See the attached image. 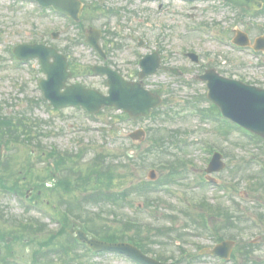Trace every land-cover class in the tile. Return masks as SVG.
Here are the masks:
<instances>
[{"label": "rangeland", "instance_id": "obj_1", "mask_svg": "<svg viewBox=\"0 0 264 264\" xmlns=\"http://www.w3.org/2000/svg\"><path fill=\"white\" fill-rule=\"evenodd\" d=\"M163 4V9L158 10L157 4L140 1L128 4L119 2V4H112L114 6L112 8L118 9L120 13L118 15H113L106 20L102 11L99 10L89 12L86 20L84 19L85 27L104 28L108 23V30L116 34L114 37H118L116 40L124 42L123 50L115 52L113 56L118 64L116 66H123V70L127 69L129 63H134L129 62L130 56L135 53L142 55L145 51L138 50L134 43L125 41L131 33L135 36V42L145 39L151 46L162 45L163 50H167L164 54L162 53L166 62L182 68L190 78V80H175L173 75L163 73L151 77L148 81L149 87L164 98L165 103L161 111L151 119L128 122L125 116H121V112L114 109H106L92 117L80 109L51 110L49 103L42 100L39 80L45 76L40 71L38 61L21 65L19 68L12 57L13 48L18 44L38 42L58 46L70 51V57L80 62L79 65L85 68L95 62L99 63V60L90 49L81 45H71L78 44L76 41L84 35L78 33V29L71 27L65 19L52 12H42L35 4L13 5L10 1L0 0V113L10 116L12 121H15L17 117H24L25 120L31 121L30 125L39 126V132L42 131L43 134L40 137L35 131L37 138L34 144H29V147L15 146L9 153L3 148L2 154L11 157V171L19 173V178H28V187L41 186L46 180L42 194L37 197L38 209L25 211L24 205L18 199L3 194L0 195V211L6 219L10 217L17 221L16 219L25 218L32 223L39 220L45 224V231L38 234L36 241L48 242L53 234H57L59 225L53 219L60 209L62 212L71 213L72 211L74 214H80L90 225L96 223L104 224L106 227L112 226L113 230L119 234H122L121 226L124 220L139 221L143 224L144 231L158 235L157 238L163 244L167 243L165 246L155 245L156 250L178 256L179 243L172 242L169 239L170 236L166 235L171 230L168 229L162 233L157 232L156 229L170 226H167L166 219L173 208L172 213L175 212L180 219L185 218L186 221L184 212L191 211V207L187 206L197 204L196 201L201 197L208 199L214 207L205 215L211 218L213 226H225L231 223L225 222L221 217L223 213H229L235 218L234 222L240 229L231 226L227 237L235 238L237 247L247 244L250 240H256L261 235L260 230L255 228L250 220L247 222L246 219H242L240 213L243 211L247 213V218L254 220L259 211L257 202L260 195L264 198L263 172L252 162L248 154L249 151H255V158H259L264 154V145L259 142L253 144L238 130H230L222 126L219 121L217 122L210 115L205 84L194 81L193 76L210 68L211 58L212 62L215 58L226 62L230 70H245V66L253 64L254 60L251 57L232 51L226 45L218 43L216 38H226L230 41L229 39L234 36L232 33L237 29H245L246 24L253 27L256 32H264V14L244 16V23L238 24L240 22L237 18L241 17L242 13L231 10L225 15H219L218 9H215L216 4H202L201 8L195 12L188 5L177 2L164 1ZM189 14H195L197 18L192 20ZM214 18H218L220 24L215 25ZM200 22L207 24V30L195 31ZM52 32H60L59 40L52 38ZM178 51H194L201 56L202 62L199 65L193 64L187 58L179 56ZM209 60L210 63L205 66ZM78 81L106 92L104 79L78 77ZM201 113L209 115L201 116ZM139 128L144 129L147 134L142 144L133 143L129 139V135ZM157 137L165 139V146L160 143V146L166 149L165 152H161L164 154L163 158L146 153L149 147L156 146L154 144L152 147L151 144ZM40 141L44 148L42 150L35 148V144ZM207 146L219 149L224 155L225 170L213 175L219 181L217 186L204 181V171L209 163ZM51 148L73 155L70 158L72 161H69L71 167L75 166L71 168L72 176H77L79 173L82 175L80 170L84 169L85 182L90 181V184L85 183V187L80 185L71 192L56 188V182L63 179L64 174L62 175V172L58 170L51 173L50 170L54 168L53 161L48 155ZM32 150L35 152L33 156L30 154ZM40 150L46 152L43 159L39 155ZM180 159L185 164L182 165L184 168L180 169L178 175L181 177L178 182L177 180L168 181V185L164 187L160 195L167 203H164L160 212L155 213V217L152 218V213L145 201L154 202L159 196L139 195L136 193L137 186L143 181H148L151 170L156 172L157 180L165 178L170 180V177H167L170 170L167 167L163 168L160 164L164 162L182 164ZM105 161H114V165L118 166V170L113 172V183L108 191L119 193L125 189L127 198L118 204L104 201L91 203L94 201L90 199L91 204H89L84 197L85 194H91L100 188L102 181H96L97 175L91 176L88 173L90 171L95 173L102 169ZM93 183H96L97 187ZM199 183L202 186L199 187ZM221 183L226 184L223 186H227L231 193L227 195L222 192L218 188ZM48 187L53 190H49ZM234 189L238 195L232 197ZM239 193L244 194L246 198L256 200L241 202ZM260 200L264 203V199ZM169 205H172V208ZM74 218L72 214L71 219ZM92 221L95 222L92 223ZM5 224L1 223L0 227ZM14 230L17 232V229ZM66 239L62 236L58 240L63 242ZM217 239L218 236L212 238L208 232L202 233V236L190 237L186 250L190 254L198 253L200 247L213 246ZM58 240H55V243ZM10 243V248L15 254H19L28 263L33 262L31 253L35 245L29 246L28 252L24 253L26 245L18 241ZM0 248L2 251L6 250L2 241H0ZM75 252L77 254L73 253L74 256L69 257V261L74 260L72 264H134L126 257L109 252L90 255L79 245L76 246ZM53 253L56 255L55 264H71L62 261L56 251ZM2 255L4 254L0 255V264H4L1 260ZM76 255L79 257L78 260H75ZM261 260L262 262H259ZM240 261L238 264H241ZM197 264H221V262L207 257L198 260ZM247 264H264V248L261 247L258 250L255 248Z\"/></svg>", "mask_w": 264, "mask_h": 264}, {"label": "water", "instance_id": "obj_2", "mask_svg": "<svg viewBox=\"0 0 264 264\" xmlns=\"http://www.w3.org/2000/svg\"><path fill=\"white\" fill-rule=\"evenodd\" d=\"M44 6L53 5L60 12L73 15L71 11L74 9H79L81 4L78 0H38ZM232 3L236 7H246L249 9H254L252 6V1L255 0H226ZM17 55L22 59H28L32 57H39L42 61V65L45 71L48 73V80L43 82V88L46 94V98H50L52 102L56 101L64 103H73L76 105H84L91 112H98L104 106H116L118 108H124L127 112L133 116H138L141 114L147 115L150 113V109L159 104V98L153 97L149 93H145L142 89L136 87H129L121 85L120 81H113L112 91L110 97H104L98 92L84 90L79 86H72L66 88V92L61 93V89L65 87L67 79L70 74L67 72V62L66 59L59 55L51 48H46L44 46H20L16 50ZM55 57V63L50 62V58ZM211 92H218V101L226 102L228 99L237 100L243 103L247 110L246 101L243 98H237L239 89L237 90V85H228L230 91L229 94L226 93V86L223 83L216 85L209 84ZM238 88V87H237ZM242 90V88H240ZM232 97V98H231ZM249 104V103H248ZM236 107V106H235ZM226 108V107H223ZM241 114L244 111L240 107L237 109ZM242 116L243 121L251 123L249 125L258 132L263 131L261 124H264V95H260L257 98V104H249V111L247 115ZM259 118L261 124L259 125L256 119ZM81 240H86L85 235L81 232L78 235Z\"/></svg>", "mask_w": 264, "mask_h": 264}, {"label": "flooded vegetation", "instance_id": "obj_3", "mask_svg": "<svg viewBox=\"0 0 264 264\" xmlns=\"http://www.w3.org/2000/svg\"><path fill=\"white\" fill-rule=\"evenodd\" d=\"M222 13H223V12L221 11V14H222ZM253 35H254V34H253ZM253 35H252V36H253ZM259 36H262V35L260 34ZM259 36H258V37H259ZM111 46H112V45H110V47H111ZM148 50H149V48H148ZM105 52H106V55L104 56V60L102 59L101 61H102L104 64L110 62L109 64H111V65H114V64L118 65L116 59L113 57L112 54H111V55H107V53H110V51H109L108 49H106ZM150 52H151V51H150ZM164 52H166V51H165V50H161V53L164 54ZM111 53H113V52H111ZM146 54H148V53H145L144 55H146ZM258 54L261 55V57L263 58V62H264V53H263V52H260V53H258ZM137 58H138V56H137V54L135 53L134 55L130 56L128 59H129V62H132V61L136 60ZM161 60H162V61H161L162 65H170L169 63L166 62V59H164V56H161ZM131 64H132V63H129V66H130ZM172 66H173V65H172ZM213 66L215 67V69H218L222 74H224V75H226V76L233 74L234 76H236L237 78H240V80H242L243 82H246V83H248V84L260 85V83L264 81V78H262V79H258V78H254V77H252V73H253V72L249 70V69H251L250 66H246V67H245L246 69H245V72L242 73V76H241V74H240V71H238L237 69H235V71H234L233 69L230 70L229 67H228V65H227L226 62H224V61H221V62H220V61L214 59V60H213ZM174 67H175V66H174ZM118 69H119L120 71H122V70H123V66H118ZM247 70H248V71H247ZM204 72H205V71H204ZM184 73H185V72H184ZM127 77H128V78H132V77H133V74H129Z\"/></svg>", "mask_w": 264, "mask_h": 264}, {"label": "trees", "instance_id": "obj_4", "mask_svg": "<svg viewBox=\"0 0 264 264\" xmlns=\"http://www.w3.org/2000/svg\"><path fill=\"white\" fill-rule=\"evenodd\" d=\"M113 199V200H118L119 199V197L118 196H112V197H110V196H107L106 197V199ZM127 227H130V226H127ZM105 228H101L99 231L101 232V235H102V237H104V238H109V239H111V240H126V239H131L132 240V238L133 237H130L129 235H128V233L126 232V231H124L123 230V232H122V234H118V232H109V231H107V230H104Z\"/></svg>", "mask_w": 264, "mask_h": 264}]
</instances>
